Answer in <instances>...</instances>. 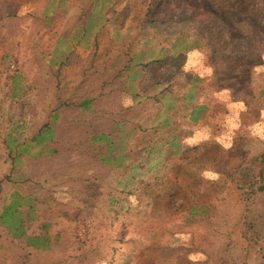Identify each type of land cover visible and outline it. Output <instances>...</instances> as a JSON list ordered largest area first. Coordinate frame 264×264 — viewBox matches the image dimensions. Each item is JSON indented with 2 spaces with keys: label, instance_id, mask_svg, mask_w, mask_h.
I'll use <instances>...</instances> for the list:
<instances>
[{
  "label": "rangeland",
  "instance_id": "374dc122",
  "mask_svg": "<svg viewBox=\"0 0 264 264\" xmlns=\"http://www.w3.org/2000/svg\"><path fill=\"white\" fill-rule=\"evenodd\" d=\"M238 1L0 0V264H264V194L225 171L264 153Z\"/></svg>",
  "mask_w": 264,
  "mask_h": 264
},
{
  "label": "trees",
  "instance_id": "16d2710c",
  "mask_svg": "<svg viewBox=\"0 0 264 264\" xmlns=\"http://www.w3.org/2000/svg\"><path fill=\"white\" fill-rule=\"evenodd\" d=\"M236 9L237 20L240 24L245 25L249 23L254 24V28H249L248 31H243L239 34L238 38L241 40V48H236L234 55L237 56V61L242 60V58L249 57L255 53L254 48L258 47L262 43L264 36V0H240L236 6H233ZM232 8H228L227 13L230 12ZM253 50V51H252ZM239 53H243V56ZM248 54V55H247ZM233 61V63L228 64V72L223 76V83L228 84L230 81L238 82L240 87H244L243 94L247 95V88H249L251 72L247 67L249 64L243 65L241 63ZM238 63V64H236ZM245 67V69H244ZM140 69L137 68L136 72ZM231 87V86H229ZM164 91L161 92L163 95ZM258 96L264 99V88L258 89ZM149 96L148 94H146ZM192 95V94H191ZM154 98L158 97L153 95ZM191 97V96H190ZM134 101H139L141 95L137 92L133 94ZM199 105L195 104L192 109L193 113H198L197 109ZM200 107V106H199ZM193 119H195L193 117ZM151 149H148V153ZM226 174L229 176L231 181L238 187L243 188L244 192L247 188H252L255 186V192H262L264 194V153L252 155L247 157L239 164L236 165H226Z\"/></svg>",
  "mask_w": 264,
  "mask_h": 264
},
{
  "label": "clouds",
  "instance_id": "9594fccd",
  "mask_svg": "<svg viewBox=\"0 0 264 264\" xmlns=\"http://www.w3.org/2000/svg\"><path fill=\"white\" fill-rule=\"evenodd\" d=\"M238 107L243 109V107H244L243 102H240ZM228 124H229L230 129H234V128L239 126L238 123L236 122L235 118H232V117L229 118ZM250 128H251L253 134L260 135V136L264 137V119H261L260 121L250 125ZM228 139L230 140V136L228 137ZM225 146L227 147L229 145L225 144ZM206 175H209L210 177H214L215 173L207 172Z\"/></svg>",
  "mask_w": 264,
  "mask_h": 264
}]
</instances>
